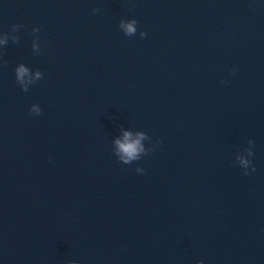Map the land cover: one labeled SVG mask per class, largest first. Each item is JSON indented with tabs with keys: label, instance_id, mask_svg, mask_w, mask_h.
Masks as SVG:
<instances>
[{
	"label": "water",
	"instance_id": "water-1",
	"mask_svg": "<svg viewBox=\"0 0 264 264\" xmlns=\"http://www.w3.org/2000/svg\"><path fill=\"white\" fill-rule=\"evenodd\" d=\"M0 38V264H264V0H0Z\"/></svg>",
	"mask_w": 264,
	"mask_h": 264
},
{
	"label": "clouds",
	"instance_id": "clouds-1",
	"mask_svg": "<svg viewBox=\"0 0 264 264\" xmlns=\"http://www.w3.org/2000/svg\"><path fill=\"white\" fill-rule=\"evenodd\" d=\"M95 12V10H93ZM120 28L123 30L125 35H133L136 31V21L128 20L121 21ZM146 36L145 32H141V37ZM7 42L6 38H0V45L5 44ZM35 47V45H34ZM236 69L233 68L232 71ZM16 80L19 84L27 90V83H29L33 76L29 74L28 68H26L23 64L17 66L15 70ZM40 73H35V78H39ZM221 83H225V81L221 80ZM29 111L33 114L39 115L41 110L36 106L32 105ZM145 139V135L142 132H137L135 135L129 131H124L122 138H117L114 143L116 145L117 155L124 163H129L134 159L139 158V154L144 151L143 145L141 144V140ZM249 144H253L252 140H249ZM247 155L250 157L253 155L251 148L247 149ZM237 159L240 162V165L244 168V174L247 175L249 173V166L251 165V161L245 157L243 154H239ZM251 170L255 171L254 166L251 165ZM142 168H137L138 173H143ZM197 264H203V261H197Z\"/></svg>",
	"mask_w": 264,
	"mask_h": 264
}]
</instances>
